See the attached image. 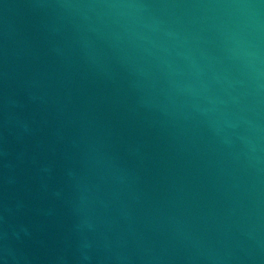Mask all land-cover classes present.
Here are the masks:
<instances>
[{"label": "water", "instance_id": "water-1", "mask_svg": "<svg viewBox=\"0 0 264 264\" xmlns=\"http://www.w3.org/2000/svg\"><path fill=\"white\" fill-rule=\"evenodd\" d=\"M0 264H264V0H0Z\"/></svg>", "mask_w": 264, "mask_h": 264}]
</instances>
